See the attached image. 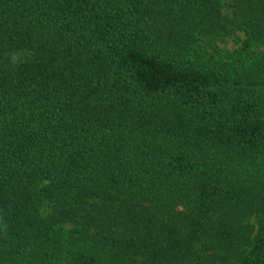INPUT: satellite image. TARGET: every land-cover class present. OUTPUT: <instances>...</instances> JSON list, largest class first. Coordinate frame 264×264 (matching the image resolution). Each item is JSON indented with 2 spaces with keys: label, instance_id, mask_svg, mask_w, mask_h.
<instances>
[{
  "label": "trees",
  "instance_id": "1",
  "mask_svg": "<svg viewBox=\"0 0 264 264\" xmlns=\"http://www.w3.org/2000/svg\"><path fill=\"white\" fill-rule=\"evenodd\" d=\"M261 48L264 0H0V264H264Z\"/></svg>",
  "mask_w": 264,
  "mask_h": 264
},
{
  "label": "rangeland",
  "instance_id": "2",
  "mask_svg": "<svg viewBox=\"0 0 264 264\" xmlns=\"http://www.w3.org/2000/svg\"><path fill=\"white\" fill-rule=\"evenodd\" d=\"M228 14V11L225 12ZM246 39L245 32L239 31L235 34L225 38L221 41H215L210 43L211 46H208L207 43H203V48L207 50V52L214 54L218 59L228 60L230 55H232L235 51L239 50L243 44V41ZM258 53L264 52V49H257ZM251 224H255V220H251Z\"/></svg>",
  "mask_w": 264,
  "mask_h": 264
}]
</instances>
